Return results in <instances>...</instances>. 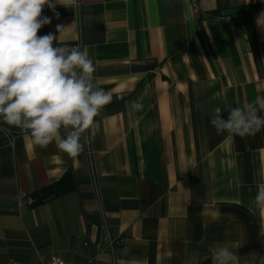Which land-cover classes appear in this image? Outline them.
<instances>
[{
    "label": "crops",
    "instance_id": "1",
    "mask_svg": "<svg viewBox=\"0 0 264 264\" xmlns=\"http://www.w3.org/2000/svg\"><path fill=\"white\" fill-rule=\"evenodd\" d=\"M42 15L38 35L87 50L112 100L76 158L0 126V264H214L220 247L264 264V130L209 122L264 97V0H71ZM68 171L75 189L26 203Z\"/></svg>",
    "mask_w": 264,
    "mask_h": 264
},
{
    "label": "clouds",
    "instance_id": "2",
    "mask_svg": "<svg viewBox=\"0 0 264 264\" xmlns=\"http://www.w3.org/2000/svg\"><path fill=\"white\" fill-rule=\"evenodd\" d=\"M71 0H0V119L30 136L34 146L46 149L55 143L69 158L83 151L82 138L111 93L94 83V61L87 50L58 46L53 33L38 35L51 23L45 6L68 7ZM57 17L59 16L56 13ZM63 25H57L60 33ZM132 108L142 110L138 101ZM227 119L217 113L210 119L216 133L255 135L264 130V97L228 110ZM252 204L264 211V189ZM228 247L213 252L214 264H235Z\"/></svg>",
    "mask_w": 264,
    "mask_h": 264
},
{
    "label": "trees",
    "instance_id": "3",
    "mask_svg": "<svg viewBox=\"0 0 264 264\" xmlns=\"http://www.w3.org/2000/svg\"><path fill=\"white\" fill-rule=\"evenodd\" d=\"M0 122L8 127V124L3 122L2 119H0ZM75 184L76 183L73 173L68 171L57 182L51 183L45 186L44 188L40 189L39 191L35 192L32 195L34 198L33 205L51 200L62 194H65L75 189Z\"/></svg>",
    "mask_w": 264,
    "mask_h": 264
},
{
    "label": "built area",
    "instance_id": "4",
    "mask_svg": "<svg viewBox=\"0 0 264 264\" xmlns=\"http://www.w3.org/2000/svg\"><path fill=\"white\" fill-rule=\"evenodd\" d=\"M192 5L196 8L197 7V0H190ZM0 126L5 128L6 129V126L4 124H2L0 122ZM85 135L86 137H88V130H86L85 132ZM26 203L27 204H33L34 203V198L33 197H29L27 200H26ZM96 262V257L95 256H90V258L88 259V261H86L85 263H77V262H73V261H68V260H65L63 258H60V257H52L47 264H95ZM10 263H13L12 260H10Z\"/></svg>",
    "mask_w": 264,
    "mask_h": 264
}]
</instances>
